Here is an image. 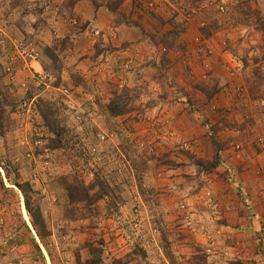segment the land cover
<instances>
[{"label":"rangeland","instance_id":"obj_1","mask_svg":"<svg viewBox=\"0 0 264 264\" xmlns=\"http://www.w3.org/2000/svg\"><path fill=\"white\" fill-rule=\"evenodd\" d=\"M206 1L216 12L225 4L221 21L233 29L229 48L239 71L231 76L244 83L235 86V97L248 94L259 102V110L264 108V0ZM0 41V56L4 52L6 60L0 69V106L5 120L0 131V264H86L91 248L97 249L100 264H223L215 248L218 226L203 224L207 218L203 213L214 224L215 215L198 200L188 199L201 191L197 176L214 168L216 152L208 160L191 158L193 168L184 173V163L178 159L188 150L175 151L177 140L157 139L160 146L150 143L147 125L152 116L148 112L157 108L158 86L151 90L146 85L111 87L110 83L98 89L86 87V79L75 74L73 66L64 65L65 55L60 54L59 62L46 57L45 80L35 74L22 86L16 80L13 84L19 59L12 61L10 75L6 65L14 49L7 50L5 43L10 40L4 36ZM65 90L69 98L63 96ZM122 91L129 93L122 97L124 101ZM114 94L125 105V113L118 117L106 110ZM236 103L231 102L230 109ZM40 104L45 120L38 112ZM234 112L244 114L241 107ZM140 125L147 126V131L142 132ZM54 132L61 135L63 148H50ZM102 134L111 138L102 141ZM147 147L155 153L150 154ZM166 147H173L172 158H178L156 153ZM173 168L179 172L170 176L182 181L163 184L164 175L168 178L170 174L165 172ZM73 173L90 194L102 187L106 194L92 204L70 202L64 188ZM64 176L69 179L63 186L59 177ZM14 180L30 186L29 195L41 209L47 232L41 234L32 227L23 196L11 185ZM187 187L190 195L181 194Z\"/></svg>","mask_w":264,"mask_h":264},{"label":"crops","instance_id":"obj_2","mask_svg":"<svg viewBox=\"0 0 264 264\" xmlns=\"http://www.w3.org/2000/svg\"><path fill=\"white\" fill-rule=\"evenodd\" d=\"M224 13L206 0H0V39L13 45L24 38L39 52L37 62L15 63L13 84L39 69L45 73L44 49L62 41L63 64L73 66L86 87L158 86L157 108L148 112L158 124L147 125L150 143L170 142L169 136L187 141L190 153L178 159L184 173L193 168L191 158L208 160L216 152L214 168L197 176L201 191L188 199L202 204V190L212 193L217 221L205 212L203 224L218 226V258L223 264H264V108L259 110V102L248 94L242 99L234 95L235 86L244 83L231 76L239 69L229 48L232 26L221 21ZM10 43L5 45L12 51ZM1 53L0 69L6 64ZM231 102H237L232 109ZM235 107L244 114L234 112ZM147 126L139 128L146 132ZM172 149L156 153L172 158ZM174 172L179 169L165 172L170 174L162 183L182 181L170 176Z\"/></svg>","mask_w":264,"mask_h":264},{"label":"trees","instance_id":"obj_3","mask_svg":"<svg viewBox=\"0 0 264 264\" xmlns=\"http://www.w3.org/2000/svg\"><path fill=\"white\" fill-rule=\"evenodd\" d=\"M57 42V41H56ZM54 43L51 47H46L44 49V54L45 56H47V58H49L52 62H59L57 57L58 54L61 55L62 50L64 49V45L62 41H59L57 43ZM61 46H63L61 48ZM58 48V49H57ZM56 50H58V52H56ZM55 54V55H54ZM58 70V68H55ZM84 85H82L83 87ZM123 92V91H122ZM129 93L127 92H123V94L121 95V100L124 101V99L122 98L123 96H129ZM117 94H114L113 98L109 101V103L106 105V110L107 113H109L111 116L113 117H118L120 115H123L125 113V105H122V103L117 100H115ZM116 99L119 100V98L117 97ZM42 106V104L39 105V115L41 116V118L43 120H45L44 118L46 117V115L43 113V111L40 110V107ZM5 126V120H4V110L3 108L0 106V131L2 132L3 128ZM54 139L52 140L54 143H52L50 145L51 149H59V148H63V142L61 139V135L54 132ZM215 165L213 164L212 167H214ZM74 176L71 177L73 179H70V183L67 182V180L69 179V177L64 176V177H59V182L61 183V185L64 183L62 182H67L65 183V191H66V195L68 197V199L70 200V202L72 200H75L77 202H87V203H94L97 200H99L100 198H102V196H104L106 194V188L102 187V189H100V191L94 192L93 194H90V189L89 188H85L82 185H80L77 180H76V174L73 173ZM11 185L15 186L19 192L22 194L23 199H24V208L28 214V216L30 217L31 221V225L34 229H38L40 230L41 234L42 232H47L45 230V223L43 220V216H42V212L41 209L39 207V205L37 203H34L32 200V197L29 195V193H32L30 186L27 183H19L17 180L12 181ZM96 187V184L93 188ZM41 234H39V236H41ZM91 258L86 262V264H100V260L97 257L96 253L98 252L97 249L95 248H91Z\"/></svg>","mask_w":264,"mask_h":264},{"label":"built area","instance_id":"obj_4","mask_svg":"<svg viewBox=\"0 0 264 264\" xmlns=\"http://www.w3.org/2000/svg\"><path fill=\"white\" fill-rule=\"evenodd\" d=\"M43 1H48V0H43ZM219 11L221 13L224 12V4H221L219 6ZM73 23L77 24V20H74ZM13 49H14V55H12V57H9L10 63L6 65V71L9 72L10 75L12 74L11 73L12 72L11 63L15 58H18L19 60H21L26 66L30 63L37 62L39 59L38 51L35 50L29 43H27L24 40H17L13 42ZM36 73L38 75V79L40 80L46 79V75H44L40 69L39 71H36ZM63 96L65 98H69L70 92L68 90L63 91ZM24 105L26 106L27 104L24 103ZM156 121L157 120L153 118L150 119V123L152 125H158V124H155ZM169 137L172 138V136H169ZM110 138H111L110 135H107V134L100 135V139L102 141H105ZM173 141L174 140L172 139V142ZM173 143L175 144L174 145L175 151L187 150L189 148V144L187 142L174 141ZM147 148L149 149V151ZM147 148L145 152L148 151L150 154L155 153L153 147L152 148L147 147ZM200 198H201L200 200L202 204L204 205L206 209H208L213 215L218 214V205L216 204L215 200L213 199L212 193L209 190H205V189L202 190V193L200 194Z\"/></svg>","mask_w":264,"mask_h":264}]
</instances>
